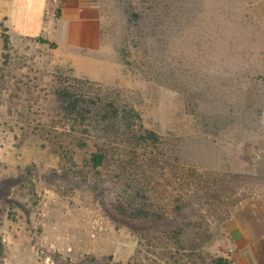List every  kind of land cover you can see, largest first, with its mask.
<instances>
[{
	"label": "rangeland",
	"instance_id": "1",
	"mask_svg": "<svg viewBox=\"0 0 264 264\" xmlns=\"http://www.w3.org/2000/svg\"><path fill=\"white\" fill-rule=\"evenodd\" d=\"M9 2L0 264H239L235 213L264 232V0H46L44 25L74 44L53 29L13 34ZM73 57L93 77L75 74ZM65 87L114 98L137 123L112 132L102 166L91 156L106 137L62 106ZM132 127L159 138L129 152ZM127 183L159 213L125 211Z\"/></svg>",
	"mask_w": 264,
	"mask_h": 264
},
{
	"label": "trees",
	"instance_id": "2",
	"mask_svg": "<svg viewBox=\"0 0 264 264\" xmlns=\"http://www.w3.org/2000/svg\"><path fill=\"white\" fill-rule=\"evenodd\" d=\"M79 91L80 92L76 93L70 91L66 87L60 88L59 96L61 98V103L67 110L76 111L82 115L88 113L89 115H84L88 119L89 123L87 124H92L95 128L101 129L100 131L104 134L106 139H99L96 141V149L92 151L91 161L94 167L102 166L109 157L106 147L108 144L106 142L107 139L113 140L111 138L112 132L116 133L122 126L137 125V123L134 121L135 119L131 121L130 111L127 113L119 109L116 99L106 96L103 99L99 98L97 99L98 101H95L91 95L81 90ZM136 115L138 118H141L139 113H136ZM131 130V135L127 137L128 139H126L125 145L123 146L127 148L129 152H136L140 149L138 143L142 138H150L151 140H157L159 138V135L155 131L149 129H147L145 133L133 132V127ZM123 134L124 133H122V135ZM123 190V198H117V201L125 211H129L133 216L142 213H159V211L155 209V204L151 201V193L143 185L136 186L134 189L130 183H127ZM136 197H144L148 201H138ZM175 206L178 209H182L185 207V204L181 205L177 203ZM160 207L163 206L160 205ZM229 262V259L220 256L217 264H229Z\"/></svg>",
	"mask_w": 264,
	"mask_h": 264
},
{
	"label": "crops",
	"instance_id": "3",
	"mask_svg": "<svg viewBox=\"0 0 264 264\" xmlns=\"http://www.w3.org/2000/svg\"><path fill=\"white\" fill-rule=\"evenodd\" d=\"M8 9L9 12L5 14L8 16V26L13 34L18 36H39L45 30L53 29L54 34L55 30H57L59 40L64 38L68 43L73 42L68 37L69 33H67L68 38L61 37L60 32L62 29L59 25L58 29H56V25H44L45 9H48L46 0H10ZM84 26L88 28V25ZM90 26L93 29V39L95 37L96 43L99 25ZM71 61L75 74L93 77L84 73V60L80 62L79 58L73 57ZM93 61L96 64L102 63L104 65L103 61L99 59ZM233 218L237 223H235L237 231L240 233L238 237H242L236 239V241H239L238 245L240 247L239 264H264V232L258 231L257 226L251 223L249 216L245 213L236 212Z\"/></svg>",
	"mask_w": 264,
	"mask_h": 264
}]
</instances>
